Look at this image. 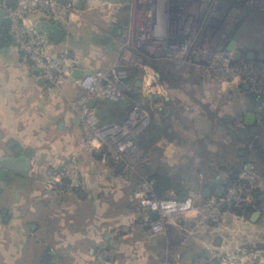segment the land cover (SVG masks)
<instances>
[{
    "label": "crops",
    "instance_id": "1",
    "mask_svg": "<svg viewBox=\"0 0 264 264\" xmlns=\"http://www.w3.org/2000/svg\"><path fill=\"white\" fill-rule=\"evenodd\" d=\"M129 4L122 6L126 14H119L116 9L105 12L98 22L91 23L85 21L86 18L82 20L90 15L84 5L78 3L70 21L58 23L65 30V37L53 42L50 50L51 56L64 48L72 50L83 70H107L114 66L126 69L131 84L129 94L119 99L96 98L90 107L100 124L123 121L135 105L145 107L151 114V126L134 138L138 150L146 153L147 162L137 166L127 180L102 152L92 153V161L78 154L83 151L82 133L72 104L85 100L89 104L91 99H85L86 93L71 81L46 92L32 63L18 52H4L12 46L2 45L0 41V159L16 157V148L24 155L31 151L27 176L8 172L0 177L2 225L8 227L11 223L10 203L22 206L24 197H32L26 187L28 183H38L49 177L59 181L62 166L71 158L81 160L83 167L81 189L68 190L64 180L50 189V198L55 204L51 205L50 218L41 216L42 221L46 220L45 227L27 225V221L21 224L19 220V226H25L21 227L25 241L34 238V244L25 246V257H21L19 263L11 260L6 264H169V256L170 264H177L187 251L181 241L185 236L194 235L191 229L196 227V217L193 212L188 213L177 219L178 225L172 233L151 235L144 224L148 213L138 200L142 194L152 193L156 182L153 176L165 174L169 187H177L163 196L180 199L193 193L196 203L197 197L201 202L209 196L216 198L212 191L208 197L204 196L205 190L212 188L219 194L220 189L227 188L236 179L235 172L221 178L213 168L225 163L230 149L229 136L221 138V121L223 117L228 120L234 115L233 108L227 103L228 107L221 112L219 100L227 89L220 94L223 89L219 83L211 78L205 81L196 75H186L189 81L186 90L173 89L161 82L160 75L168 71V61L139 46L137 35L144 24L145 13H138L134 9L136 5L130 7ZM137 15L143 19L141 24L136 21ZM40 17L39 13L30 14L27 22L35 25L39 20H51ZM121 43L125 50L120 48ZM70 96L74 98L72 103ZM62 99L66 103L60 105ZM163 102L168 105L165 111ZM56 127L58 133L53 134ZM195 173L203 174V179L199 181ZM197 186L202 194L193 190ZM14 189L20 194L24 192L25 196L14 194ZM72 195L83 203L93 201V219L84 215L76 220V209L69 204L74 200ZM106 212L116 215L108 218ZM187 228L191 234H187ZM14 246H8L10 254L16 253ZM105 252L112 254L111 257L100 256L99 253ZM187 252L190 261L186 264H190L197 252ZM206 253L209 257V251ZM210 259L217 262L216 258Z\"/></svg>",
    "mask_w": 264,
    "mask_h": 264
},
{
    "label": "built area",
    "instance_id": "2",
    "mask_svg": "<svg viewBox=\"0 0 264 264\" xmlns=\"http://www.w3.org/2000/svg\"><path fill=\"white\" fill-rule=\"evenodd\" d=\"M77 4L75 0L67 4L56 0H0V9H3L5 16L9 18L7 37L12 44L25 52L34 68L39 71L46 92L58 89L68 82L74 70L79 68L78 60L68 48L51 56L53 42L47 33L29 24L27 17L30 14L43 12L57 23L69 21L75 13ZM137 4L143 5L145 13L144 24L137 35L139 46L159 57H166L168 52L178 49L180 55L186 47L177 40L181 36V10L176 12L177 22L169 28L167 25L169 14L161 16L156 0H137ZM74 82L86 93L87 100L100 97L123 98L129 94L131 87L127 80V71L121 66L92 71L90 75H84ZM72 108L83 129L86 146L102 152L115 164L121 174H126L138 160L139 150L134 138L147 130L152 123L149 111L145 107L135 105L123 121L100 124L96 112L86 100L76 102ZM59 176L66 179L70 187L81 188V178L73 162L65 164ZM254 184V171L246 169L243 175L230 184L226 193L215 198V202L211 205L198 206L193 193H187L180 199L169 195L157 197L153 193H147L139 197L138 203L148 213L144 222L148 232L153 236H159L174 230L178 225L177 219L188 213L193 212L196 219L203 221L205 211L212 209L217 212V219L213 220L215 222L224 207L246 206L250 201ZM152 214H156L157 218H151Z\"/></svg>",
    "mask_w": 264,
    "mask_h": 264
},
{
    "label": "flooded vegetation",
    "instance_id": "3",
    "mask_svg": "<svg viewBox=\"0 0 264 264\" xmlns=\"http://www.w3.org/2000/svg\"><path fill=\"white\" fill-rule=\"evenodd\" d=\"M156 4L162 17L181 10L177 40L186 45L180 55L179 49L168 52V71L160 81L177 90L188 88L186 75L229 83L223 98L234 115L222 118L221 138L229 136L234 151L230 168L240 162L249 170L257 167L264 179V0H156ZM247 113L254 114L251 123H245ZM207 190L210 194L215 189ZM219 191L222 196L227 190ZM250 195L255 198L259 193L254 189Z\"/></svg>",
    "mask_w": 264,
    "mask_h": 264
},
{
    "label": "rangeland",
    "instance_id": "4",
    "mask_svg": "<svg viewBox=\"0 0 264 264\" xmlns=\"http://www.w3.org/2000/svg\"><path fill=\"white\" fill-rule=\"evenodd\" d=\"M75 1L77 3L84 5L86 11L90 15L89 17L91 20L87 19L89 17H83L82 20L84 21V19L86 18L85 21H91V23L92 22L94 23L96 21L98 22L100 17L103 16L105 12H115L116 9L119 10V14H121L122 12L123 14H126L125 13L126 11L122 10V6L124 5L128 6V3H130L129 4L130 7L132 5L133 6L136 5L134 9L138 13H141L144 11L143 5L141 4L138 5L137 3H135L136 0L135 1L134 0H126V1H123V0H75ZM58 2L61 3V1H58ZM39 14H41L40 19H50V16H48L46 13L39 12ZM72 16L69 18V21L72 18ZM69 21L65 20L64 22H69ZM136 21L141 24L143 19L139 17V15H137ZM11 46L12 47L8 51H4V52H8L10 54L14 52H18L26 60L30 62L28 56L25 54L24 51H21L20 48L15 46L14 44H12ZM120 48L122 50H125V47L122 43L120 45ZM222 83H220V88H222L223 90L221 91L220 94H222V92H224V90L226 89L227 91L230 90L229 83H227L226 81H223ZM227 91L223 93L224 98L227 95ZM223 97L220 96V99H219L221 103V110H220L221 112L225 110L224 107H228L227 101ZM167 98L171 99V96L168 95ZM73 99H74L73 96H70L69 100L71 101V103ZM239 99L240 97L238 96L236 98V102H238ZM76 102L78 101H75L72 104V107ZM63 103L64 104L66 103L65 99H62L59 102L60 105H62ZM167 106L168 105H165V104L163 105L164 111ZM147 130H145L144 132H146ZM56 133H58L57 127L53 131V134H56ZM59 133L61 134V132ZM81 133H82V145H83L82 150L83 151L78 154H80L81 156L87 157V159L92 161L94 159H90V158H92V153L96 151L93 150V148H89L86 146L84 135H83L84 132L82 128H81ZM230 149L227 150L228 156L226 157V160L224 161L225 163H220V165H214L213 167L215 170L217 169L218 174L221 176V178L226 177L227 175L229 176V174L232 175L233 172H235L233 173L234 176L240 177L241 175H243L244 171L246 170V167L241 162L237 163L234 168H230V165H232V162L234 161V158H235L234 151L232 152V149L231 151ZM70 162H73L75 167L78 169V173H79V176L81 178V183H82V168L83 167H82V164L80 163L81 160L79 161L76 158H71L70 160H67L64 163V165ZM146 162H147L146 153L141 152L139 150L137 163L133 165L132 168H130L126 174L120 173L121 177L127 180V178H130V174L132 173L133 170L137 168V166L139 167L143 165V163L146 164ZM177 162L179 163L178 160ZM176 167L177 166H174V168ZM223 167L224 169H222ZM254 169L256 170V171L254 170V173H255L254 189L256 190L257 193H259V195L255 197L256 201L253 200L254 195L253 196L251 195L250 196L251 201L246 206H243L240 208H237V207L235 208V205L230 206V208L224 207L222 210H220L221 214L218 217V220L215 222H213V220L217 219L216 218L217 212L212 209H207L205 211V214H203L204 215L203 221L196 219V227L191 229L192 232H194V235H192L191 238H186V236L183 237V241H181L182 242L181 246H183L185 250L189 252H193V253L197 252V255L195 256L193 260H191L190 264H264V179L262 175L260 174V172L258 171V168L256 167ZM34 176L36 175L34 174ZM194 176L197 177L198 180L200 181L201 179H203L202 176L204 175L195 173ZM63 180L64 178L59 176V181L54 179V177L53 178L49 177L46 180L44 179L40 180L38 183L36 182L33 184L28 183L26 187L27 189H29L28 191H30L32 197H29V198L26 197L27 199H24L25 198L24 197L23 198L24 204L22 206H19L17 204H13L12 206L10 203L9 208L11 209L10 210L11 223L8 225V227H6V226H3L2 223L0 222V264H6V262L10 263L11 260H15L14 262L19 263L20 258L25 257V254H24V250L26 249L25 246L26 245L30 246L34 244L33 242L34 238L28 240V242L27 240L25 241V238L22 236L23 234H21L22 228L23 227L25 228V226L24 225L19 226L20 225L19 220L21 219V224H24L27 221V225L34 224L38 228L45 227L46 220L42 221L41 216H44V218L46 217L50 218L51 213H52L51 205L55 204V203L53 204L54 201L51 200L50 198V194H51L50 191L52 190L51 188L56 187L57 183ZM227 180L229 181L230 179H227ZM14 186L16 187L15 189H18L17 185H14ZM66 186L68 190L73 191V192H76L77 190L81 189V188L76 189V188L70 187V184L67 182V180H66ZM197 187H193L194 188L193 190L197 193L202 194V192H200L201 188L199 187L197 188ZM15 189H14V194L17 193L19 195L25 196L24 192L21 191L22 193L20 194L19 190H15ZM228 189L229 187H227V190ZM72 197L74 200H71L69 204H72V206H74L76 209L75 211L76 220H81L84 215H88L90 219H93L95 215V212L93 210L94 208L93 201L87 200L86 202L83 203L75 195H72ZM197 200H198L197 201L198 206L204 207L206 205H211V203L215 202L214 200L216 199L212 196H209L207 199H204L202 202H201V199L199 200V197H197ZM45 203H49V204H45ZM85 203L87 204L86 206H85ZM256 211L259 212V217L257 218L256 221H252L251 215L253 212H256ZM113 214L114 213L112 212L110 213L106 212V215L108 218H111L112 216L116 215V214L114 215ZM191 230L187 228V234H191ZM194 237L196 238L193 239ZM191 241H192V245H190ZM214 241H218V244H215ZM12 244L15 245L14 248L16 249V253L14 254L12 253L10 254L9 252L10 247L8 246ZM187 251L185 252L186 258L184 257L183 258L184 260L182 259L181 262H178L177 264H186V262L190 261L187 259V256H188ZM207 251H209V257L216 258L217 262L211 261V259L207 256V253H206ZM99 254H101L100 255L101 257H105V258L111 257L112 255L109 252H107L106 254L104 253H99ZM170 260H171V256H169V264H170ZM160 262L161 261H159V263ZM161 264H164V263H161Z\"/></svg>",
    "mask_w": 264,
    "mask_h": 264
},
{
    "label": "water",
    "instance_id": "5",
    "mask_svg": "<svg viewBox=\"0 0 264 264\" xmlns=\"http://www.w3.org/2000/svg\"><path fill=\"white\" fill-rule=\"evenodd\" d=\"M173 10V9H171ZM180 11V9L178 10ZM178 16L176 15V12L169 13L168 16V22L167 25L169 28H172L175 23L177 22ZM8 25H9V18L5 16V12L3 9H0V41L2 45H6V37L8 34ZM36 28H38L40 31H43L48 34L50 40L52 42H60L65 37V30L54 20H39L35 24ZM173 41V40H171ZM92 73L91 70H83V69H75L72 75L69 77V81L74 82L75 79L81 78L84 75H90ZM35 74L39 76V71L36 70ZM40 84H44V80L40 78L39 80ZM139 86V82L137 83ZM148 97H151L150 94H148ZM95 103L94 99L89 100V105L92 106ZM254 114L253 113H247L245 123H251L253 121ZM76 122L79 123L78 118L76 119ZM21 151L20 148H16L14 150L15 153L18 155L14 158L12 157H4L0 159V177L5 176L8 172H10L12 175H19V176H27L28 172L31 167L29 156L31 155V151L28 150L27 155L20 154ZM204 196H209V191H204ZM3 213H6L3 211ZM259 217V212H253L251 215L252 221H256ZM151 218L155 219L157 218L156 214H152Z\"/></svg>",
    "mask_w": 264,
    "mask_h": 264
},
{
    "label": "trees",
    "instance_id": "6",
    "mask_svg": "<svg viewBox=\"0 0 264 264\" xmlns=\"http://www.w3.org/2000/svg\"><path fill=\"white\" fill-rule=\"evenodd\" d=\"M58 1H61V3H63V4H67L71 0H58ZM5 40L7 42L6 45H12V42L10 41V39L8 37H6ZM70 51L73 53L72 50H70ZM153 178L155 179L156 182L153 185V191H152V193L155 196H157V197H162L163 194L166 191H173V190L177 189V187L176 188L169 187L170 186V184H169V178L165 174H156V175L153 176ZM238 178L239 177L237 176L235 180H237ZM235 180H233L232 182H234ZM64 181H66V180L64 179ZM224 189H225V191L227 190V188H224ZM180 191H182V190H180ZM212 193L216 196V198H218V197L221 196V195H218L215 190H214V192L212 191Z\"/></svg>",
    "mask_w": 264,
    "mask_h": 264
}]
</instances>
